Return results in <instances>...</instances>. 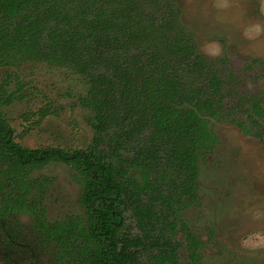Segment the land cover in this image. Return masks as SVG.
<instances>
[{
	"label": "trees",
	"instance_id": "1",
	"mask_svg": "<svg viewBox=\"0 0 264 264\" xmlns=\"http://www.w3.org/2000/svg\"><path fill=\"white\" fill-rule=\"evenodd\" d=\"M24 61L66 68L86 83L78 101L94 132L90 165L80 153L72 161L85 214L48 221V180L31 174L41 152L10 137L1 107L14 92L4 82L0 248L23 241L17 216L27 214L42 247L55 249L53 264H176L183 229L194 253L180 214L197 200L199 154L216 140L212 121L227 120L264 145V127L247 128L264 111L252 104L249 122L233 107L223 111L233 74L225 59L198 52L175 0H0V66Z\"/></svg>",
	"mask_w": 264,
	"mask_h": 264
},
{
	"label": "rangeland",
	"instance_id": "2",
	"mask_svg": "<svg viewBox=\"0 0 264 264\" xmlns=\"http://www.w3.org/2000/svg\"><path fill=\"white\" fill-rule=\"evenodd\" d=\"M176 5L180 23L198 52L228 61L234 82L232 95L223 100L225 107L239 95L252 94L264 108V0H176ZM7 74L12 76L7 92L22 83V97L2 109L16 142L30 150L89 147L93 131L78 101L86 90L82 77L35 61L0 66L1 84ZM38 109L51 111L36 124L22 121L24 113ZM236 117L248 119L241 112ZM257 121L247 124L249 131L264 126L262 118ZM211 128L216 136L213 148L200 154L198 161L199 201L181 215L199 250L191 256L186 238L178 232L176 264H264V145L224 119L212 121ZM71 173L63 163L52 162L33 174L51 180L44 200L51 222L83 213ZM18 219L30 223L26 216Z\"/></svg>",
	"mask_w": 264,
	"mask_h": 264
},
{
	"label": "flooded vegetation",
	"instance_id": "3",
	"mask_svg": "<svg viewBox=\"0 0 264 264\" xmlns=\"http://www.w3.org/2000/svg\"><path fill=\"white\" fill-rule=\"evenodd\" d=\"M175 3H176V0H175ZM225 60H226V63H227L228 62L227 59H225ZM35 62H40V61H35ZM42 63H44V62H42ZM3 67H8V66H3ZM11 78H12L11 75H10V79H7V75L5 76V80L3 82H7V85H5L4 88L7 89L8 83H10ZM14 78H16V74H15ZM233 78H234V76H233ZM6 79H7V81H6ZM3 82H2V84H3ZM2 84L0 83V85H2ZM18 84L21 85V89L19 91H16L17 89L15 91H13L14 92V95H13L12 99L13 98H17V97L18 98H21L22 97V94H21L22 93V83L18 82ZM7 93H11V92H7ZM247 102H249L250 104H248ZM257 102H258V99L255 98L254 95H252V94H250L248 96L247 95H239L237 97V99H235V101L230 102L227 107H224L223 111H226V109L229 108V107H233V108L239 110L234 115L236 119H237L236 114L238 112H241V113L245 114L246 115V118H247V113L245 112V110L247 108H249V107H252L253 106L252 104L257 103ZM9 105H7V106H9ZM259 105L260 104L257 103V106L261 110L264 111L263 106L260 107ZM3 107L4 106L1 107V111H2ZM50 111L51 110L48 111V110H45V109H38V110H36L34 112L24 113L21 116V118H22V121L24 123L25 122H29V124L30 123L31 124L32 123H35L36 124V123L40 122L41 120H43ZM4 118H5V116H4ZM255 118L259 119L260 117H255ZM263 119L264 118H262V121H264ZM85 122H86V125L90 127V125L88 124V122L86 120H85ZM247 122H249V119H247ZM7 123H8V121H7ZM256 124H258V121L255 123V125ZM9 126H10V124H9ZM235 126L238 128L237 125H235ZM263 127L264 126L259 127V130H260V128H263ZM10 128H11V131H10V134L9 135L12 138L13 142L16 143V144H18L20 147H22L18 142L15 141L14 129L11 126H10ZM90 129H91V127H90ZM93 134H94V132H93ZM245 135H247V134H245ZM254 138H256V137H254ZM256 139L260 140L259 138H256ZM91 143H92V140H91ZM22 148H25V147H22ZM212 148H213V144H212ZM87 149L85 151H83V150L68 151V149H64V148H53V147H50V146L47 147V148L35 149V150H39L41 152L38 155V159L40 161H43V163L41 165H37V166H35L33 168V171L31 173L32 174V177H33V174H34V172L36 170L42 169L48 163H52V162L63 163L66 167L69 168V170H71V172H72L71 173L72 174L71 177H72L74 183L79 187L80 194H79L78 203H79L80 208L83 210V213L80 216L71 215V216H74V217H82V216H84L85 209L82 206V204L80 203V196L82 194V192H81L82 191V186L80 184H78V182H76L74 180V178H73V176L78 175V171L73 168L72 161L76 158V155L78 153L83 154V158H84V161H85V159H87V156H88ZM202 153L203 152H201L200 154H202ZM30 154L33 155V152H30ZM44 154H46L45 157H43ZM200 154H199V156H200ZM44 158H46V159L44 160ZM198 161H199V158H198ZM84 163L87 164V165H90V162H88V161H85ZM197 168H198V162H197ZM101 171H102V173L104 172V167L102 165H101ZM92 172L94 173V171H92ZM198 175H199V168H198ZM38 178H42V177H38ZM43 178H46V180H48L47 191L45 192L43 201L41 202L42 203V206L44 207V200L46 198V195L48 194V190L50 189V187H51L50 185L52 183H51V180H49V178H47V177H43ZM197 179H198V176H197ZM197 192H198V183H197ZM108 198L111 199V200L113 199L112 197H108ZM198 199H199V197L197 195V200H196V202L193 205H195V204L198 203V201H199ZM193 205H191V206H193ZM191 206H189V207H191ZM188 208H186L185 210H183L182 213L185 212ZM44 211L46 213L45 207H44ZM182 213L180 214V222L183 223L184 226H186V224L182 221V218H181ZM20 216H26V217H28L29 220H30L29 225L23 224V222H21L18 219ZM46 216H47V213H46ZM69 217L70 216H66L64 219L57 220V221L59 222V221L67 220ZM17 219L22 224V238H23V241L15 244L13 247H11V246L8 245L7 248H4V249L0 248V257H1L2 264H53L52 258H51L50 255L53 254L52 252L55 249L52 246H48V248L42 247L41 241L38 240V239H42V237H43L42 236V233L33 230L31 217L29 215H27V214H20V215L17 216ZM47 219H48V216H47ZM48 221H50V220L48 219ZM111 222H112L113 225L119 224L118 221H111ZM179 226H180V224H179ZM186 228H187V231L192 235L191 231L188 229L187 226H186ZM179 232H182V231H179ZM182 233H183L184 237L186 238L184 229H183V232ZM111 237L112 236H110V238ZM186 241H187V238H186ZM196 242H197V245L198 246L194 249V253L192 252V250L190 248H188L191 251V256H193L194 254H196V252H198V250H199V242L197 240H196ZM180 247H181V245H180Z\"/></svg>",
	"mask_w": 264,
	"mask_h": 264
}]
</instances>
